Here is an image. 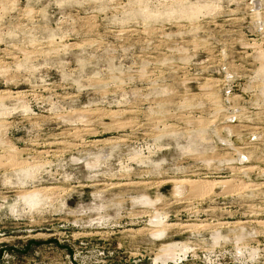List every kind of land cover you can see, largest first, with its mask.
<instances>
[{
  "label": "rangeland",
  "instance_id": "374dc122",
  "mask_svg": "<svg viewBox=\"0 0 264 264\" xmlns=\"http://www.w3.org/2000/svg\"><path fill=\"white\" fill-rule=\"evenodd\" d=\"M261 220L264 0H0V264H264Z\"/></svg>",
  "mask_w": 264,
  "mask_h": 264
},
{
  "label": "bare ground",
  "instance_id": "6f19581e",
  "mask_svg": "<svg viewBox=\"0 0 264 264\" xmlns=\"http://www.w3.org/2000/svg\"><path fill=\"white\" fill-rule=\"evenodd\" d=\"M245 169H247V167ZM183 181H187L190 186L189 188H191L192 192L196 194H202L204 192L211 190L213 185L215 184L214 180H197V179H188V178L179 179L176 180L175 182L181 184ZM219 182H225V180H219ZM260 222L264 224V220H261Z\"/></svg>",
  "mask_w": 264,
  "mask_h": 264
}]
</instances>
